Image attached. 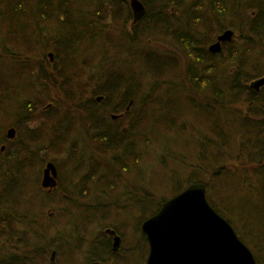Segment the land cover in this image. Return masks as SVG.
<instances>
[{"label": "trees", "instance_id": "1", "mask_svg": "<svg viewBox=\"0 0 264 264\" xmlns=\"http://www.w3.org/2000/svg\"><path fill=\"white\" fill-rule=\"evenodd\" d=\"M139 1L145 7V15L136 24H131L129 33L125 37H119L121 41L123 40L121 45L117 40L108 39L105 23L108 21L115 23V13L119 12L121 3L128 5L125 1L0 0V51L9 53L10 50H16L21 59H28L27 63L22 60L24 66L14 67L13 72L9 70L7 72L2 69L3 66H0V103H14L16 92L10 89L11 77H17L23 81L25 75L30 74L29 69L36 78L42 77L45 80V86H48V82L51 81L52 84H58L57 92L59 95L62 94L68 109L61 111L59 108L48 106L45 122L54 126L53 135L55 134L54 136L63 142L64 135L69 141L71 140L69 131L74 126L78 125L77 131L80 132V121L83 127L89 126L84 137L90 143L88 145L90 149L95 147L102 157L109 156V153L112 154L111 160L104 168L97 166L99 163L92 164L88 175L95 176V172L100 171V176L95 179L83 175L81 178L83 182L90 184L95 191L99 192V195H102L100 197L107 195L106 197L111 200L112 204L111 194L117 190L114 183L119 182V177L117 180V177L113 178V176L120 175L116 166L128 174L140 176L138 170L130 171V164H138L142 167L143 153L146 151V154H149L150 147L154 149L160 145V154L157 158L160 165L164 166L165 156L173 157L172 154L175 153L171 145H182V138L187 130L190 135H194L199 145L195 157V172L192 175L200 169L221 166V176H223L227 171V165L239 162L244 153L247 159L245 164L258 166V176L255 175L253 180L248 176H237L236 179L232 176L230 180L228 179L229 183H221L215 192L225 211L242 223L251 240H256L260 242L258 245L264 246V235L254 233L256 227L258 232V228L262 230L264 226V176H262L264 172V95L259 92L261 97L256 98L259 94L247 85L249 81L264 76L262 75L264 65L257 68L249 64L246 59L247 54L252 56L251 52L255 46V43L251 41L257 38L259 39L257 43L260 41L264 43V0ZM130 19L131 11L128 6L124 23H128ZM211 21H216L215 27L219 29L214 34ZM226 21L230 25L224 26L223 23ZM225 28L236 29L243 43L234 52L229 50V45L225 43L219 53L212 54L208 50L209 43L215 42L213 40L215 35L223 32ZM148 39L168 44V46L174 45V47L171 46L174 50L171 54H164V51L154 49H144L136 54L132 51V46L139 47ZM107 47L109 48L106 49V55L112 50L123 56L142 59L141 64L145 67L144 70L153 80L152 92L154 90L161 92L163 88L156 86L160 83L162 86L169 83L165 79L173 76L172 74L177 72L182 64L185 81L195 97L187 100L170 97L165 103L161 99H158L156 103L147 102L148 99L142 97L143 81L134 69L129 68V65H125L122 69H115L112 67V62L108 65L107 60L100 61L99 56L105 54L103 49ZM47 48L53 50L56 61L46 66ZM225 51L226 58L218 61ZM89 57H92V60H88ZM82 60L86 66L94 64L96 60L100 66L96 65L104 73L99 77L97 90L92 89L91 96L85 100L83 89L75 88L77 83L80 84L83 81V74L80 71ZM230 70L233 71L230 72ZM83 83L85 86L87 81L84 80ZM89 84L93 85L92 81ZM9 90V93H13L14 96L7 93ZM76 92L79 94L76 95ZM248 93L252 99V106L249 110L253 109V111L249 112L248 117H240L235 113L234 106L242 101L243 96L249 95ZM98 99H100L99 103H97ZM26 101L28 103L22 107L18 125L14 124L16 129L24 125L28 127L32 121L36 106L32 101ZM70 108L77 110V113L71 114ZM1 109L2 107H0L2 117L5 113L1 114ZM53 110L56 111L52 112ZM112 116L120 117L113 120ZM186 118H189L188 122L185 121ZM126 120L129 122L123 124L122 122ZM62 132L66 134L62 135ZM60 133L62 136L56 135ZM239 134L242 137L238 148L240 151L237 152L238 149L235 150L234 145ZM172 136H180V138L179 140L173 139ZM35 138L37 136L30 135L26 136L25 140L17 139V149L14 152L7 149L9 157L0 162V198L4 193L0 205L4 208L3 213H6L5 217H0L2 224L0 239H6L11 235L14 231L12 226H29L36 228L37 232L42 229L43 233H48L44 224L38 228L25 211L20 214L22 210L20 189L24 183L22 172L26 164L23 151H27V144ZM39 139L40 137L37 140ZM189 141L190 139L183 140V142ZM172 161L176 163L175 159ZM126 165H128V171ZM174 171L175 169L172 175L168 176L174 184L171 198L192 184L204 182L191 177L182 183ZM16 192H19L18 198ZM82 192L83 190L80 189L76 193L78 197L73 196L75 194L68 195L66 192L65 199L71 203L79 201L86 194ZM226 192L231 194L227 199L223 196ZM137 193L138 190H131L130 200L133 202L132 208L140 215V225H138L140 229L142 223L154 216L168 199L157 200L149 192L145 194L146 196ZM209 193L210 188L207 198L210 206L232 225L228 215L213 204V198L209 197ZM251 204H253L255 215L251 220L246 221L236 212L240 208H250ZM80 206L79 217L76 218L71 214L67 222L63 223V228L70 230L67 235L64 234L65 245L74 247V249L78 248L70 244V242H76L73 235L80 233L84 236L94 224L106 221L100 211L101 208H93L91 212H88L85 208L87 205L81 204ZM99 213L101 216L97 217ZM50 228L53 229V227ZM234 230L239 236L238 231ZM19 235L23 240L22 246L18 249L20 253L18 256L0 259V264H35L31 258L36 252L31 251L30 241L26 239L24 233ZM140 236L145 247L143 258L145 261L148 255V244L142 232ZM239 238L252 251L257 262L264 264V250L258 253L256 243H253L252 247L242 236ZM82 241L79 242L83 245L88 243L87 236ZM90 245H92L90 252L93 251L90 257L101 263L105 253L112 255L110 241L104 232L95 237ZM40 247L35 246V250H41ZM43 252L44 250L38 254Z\"/></svg>", "mask_w": 264, "mask_h": 264}, {"label": "rangeland", "instance_id": "2", "mask_svg": "<svg viewBox=\"0 0 264 264\" xmlns=\"http://www.w3.org/2000/svg\"><path fill=\"white\" fill-rule=\"evenodd\" d=\"M128 6L129 4L126 5L125 3H121L119 12L116 11L115 13V23H113V21H108L105 23V25L107 26L106 31L108 39L114 41L117 40L121 43V45L123 40L121 41L119 37H125V35L129 33V29L131 28L130 26L132 24V14L130 21H128V23H124ZM181 18H183V16ZM215 23L216 21H211L213 34L219 30L215 27ZM223 25L228 26L230 24L226 21V23H223ZM227 30L233 32L232 40L227 44L229 45V50L234 52L239 48L240 45H242L243 39H241V36L236 29L225 28L223 32ZM223 32H218L213 40H215L216 36L221 35ZM207 33L208 31L206 29V34ZM250 39L253 40L252 38ZM257 40L259 39L255 38L253 41H251L252 43H255V46L253 47V50L251 52L252 56H249L247 54L248 57H246V59L248 60L249 64H252V66L255 65L257 68H260L264 65V43H261V41L257 43ZM215 42H212L211 44L209 43V45L211 46ZM171 46L174 47V45ZM171 46H168V44H164L162 42L160 43L158 41L156 42L155 40L148 39L147 42H143L139 47L132 46L131 48L135 54L139 51H144V49H154L158 51H164V54H171L174 50V48ZM108 48L109 47L103 49L105 54L99 56L100 61L102 59H105L107 60L108 65H110V62H112V67H115V69H122L125 65H129V68L134 69V72L137 73L143 81L142 97L147 98V102L156 103L158 99H161L162 102L165 103L166 100L170 97H176L175 99L181 98L185 100L195 97L193 94H191L192 91L190 92L189 85L185 81L184 71L182 70L184 67L182 64H180L179 70L172 74L173 76H169L165 79L169 83H165L164 86H162V83H160L156 86L157 88H163L161 92H157L156 90L152 92L153 80L150 74L144 70L145 67L141 64L142 59L140 60V58L135 59L131 56H123V54L115 53L112 50L109 51V53L106 55V49ZM137 48L140 50H138ZM248 49L250 50L249 47ZM46 50L47 52L45 53V65L47 66V64L49 63L53 64L56 59L54 58V52L51 48H47ZM10 51L11 52L9 53L0 51V66H3L2 69H4L5 71L7 70V72L8 70L13 72L15 70L14 67L19 68L24 66L22 60L25 61V63H27L28 60L21 59L18 51ZM225 53L226 51L221 57L218 58V61H223L226 58ZM49 54H52V59H50ZM13 57H15L16 59H14ZM2 60L4 61L3 65ZM88 60H92V57H89ZM80 62L82 67V70L80 71L83 74V81L80 84L77 83L75 85V88L79 87L80 89H83L85 100V98L88 99L91 96L90 92L92 91V89L96 88L97 90L99 77L104 73H102V70L98 67L100 66V64H98L99 62H96V60L94 64H89L90 67L88 64V66H86V64L83 63V60ZM96 64H98V66ZM48 70H50V68H48ZM28 71L30 74L25 75V78L22 79L23 81H20L17 77L12 78L10 76L12 79V81L9 82L10 89L13 92H16V99L14 103H0V107H2L1 114L5 113L2 117L0 116V162L7 160V158L9 157L7 155V149H10L12 152L17 149V139L22 138L23 140H25L26 136H37V138H35L33 141L29 140L30 142L26 147L27 151H23V155L26 158V164L24 165V171L22 172L24 183H22L23 186L20 189V191H22V201L20 202L22 204V210L20 214L25 211L29 219H33V223L38 228L44 224V226H46L48 230V233H43L42 229L37 232L36 228H31L29 226H12L14 231L11 232V235L6 239H0L1 260H3L2 258H9V256H18V253H20L18 249L20 246H22L21 243L23 242L19 234L24 233L26 239L30 241L31 251L36 252L31 258V261L35 264H52L50 262L52 254L54 256V261L56 264H93L97 259L90 257L93 254V251L90 252V249L92 248V245H90V243H92L94 238L98 237L100 233L104 232L107 229H113L121 237V244L119 248L120 251L115 255L105 253V255H103L104 258H102L103 260H101L102 263L99 260L97 261L100 262V264H143L145 247L143 245V242H141V228H138V225H140V215L131 206L133 203L130 200L132 198L131 190H138L137 194L144 196H146L145 194L149 192L157 200L161 198L170 199L172 196L171 194L174 184L169 180L168 176L172 175L173 169H175L174 172L178 174L177 177L182 181V183H185V181L191 177L192 179L194 178L203 180V184H205L207 188V198L210 188L209 197L213 198V204L228 215L232 223L231 226H233L234 229L238 231L239 236H242L248 242V244L250 243L252 245V247L253 243H256V245L260 243L256 240H251L247 230L244 229L242 223L238 221L236 217H232L225 211V208L221 204L220 198L216 195L215 192V190L220 187L221 183H229L228 179L230 180L232 176H235V179L237 176H248L251 180L255 178V175L258 176V166H249L248 164H245L247 159H245L246 155L244 153L242 154V159L239 162L229 163L227 165V171L223 176H221V166H213L212 169H200L199 171H197V173H195V175H192L195 172V157L197 155L199 145L198 143H196L194 135H190L187 130L185 132V136L182 138V145H171L175 153L172 154L173 157L165 156L166 158L163 159L164 166L163 164L160 165V162L157 158V155L160 154L159 147H161V145L159 147H155L154 149L150 147L149 154H146V151L145 153H143L142 167L138 164H130V171L138 170L140 176H137L136 174H128V172L122 171L116 166L120 175L113 176V178L117 177V180L119 177V182H117L116 184L114 183L117 190H115V192L111 194L113 196L112 204L110 203L111 200L106 197L107 195H104V197H100L102 195H99V192L95 191L90 184H87L86 182H83V180H81L83 175L95 179L97 178V176H100V171L95 172V176L88 175L90 174L92 164L99 163L98 165H96L104 168V166H107V163H109V160H111L112 154L108 152L110 154L109 156L102 157L101 153L99 151L97 152L95 147H92L90 149V147L88 146L90 143L84 137L89 126L86 125L83 127L80 121V132L77 131L78 125L74 126L72 130H75L69 131L71 140L69 141L64 135L66 133L62 132V135H64L63 142L59 141L58 137L54 136L55 134L53 135L54 126L51 123L45 122V116L47 115L49 110L48 106L52 108H59L61 111H66L68 109L67 104L65 103L62 94L59 95V93L57 92V88L59 87L58 84H52L53 82L51 81L48 82V86H45V80L42 77L36 78L34 73L30 71V69ZM232 71L233 70H230V72ZM263 77L264 76H259L249 81L247 85L250 87L255 81ZM84 80L87 81V84L85 86L83 83ZM91 81L93 85L89 84L91 83ZM9 92L10 90L7 93ZM259 92H262L264 95V85L261 86L257 93L259 94ZM11 94V96H14L13 93ZM75 94L78 95L79 93L76 92ZM260 97L261 95L259 94L256 98ZM26 100L32 101L36 106L35 110L33 111V118L31 119L32 121L29 123L28 127L24 125L16 129L14 127V124L18 125L20 119L19 114H22V107L24 106V104L28 103V101ZM42 100H44L43 103ZM251 100L252 99L250 94L243 96L242 101L238 102L234 106L235 113L240 117H248L249 112L252 113L253 111V109L249 110V108L252 106ZM99 101L97 103H99ZM54 111L56 110H53L52 112ZM70 112L71 114H76L77 110L70 108ZM185 121L188 122L189 118H186ZM128 122L129 121L126 120L122 123L127 124ZM12 126L16 131V136L13 140H8L7 131ZM184 128L186 127L184 126ZM28 132L32 133L29 134ZM240 134L237 137V141L234 145L235 150L240 147L239 142L241 141L242 137ZM56 135L59 136L61 135V133ZM39 137L40 139L37 140ZM172 138L179 140L180 136H172ZM189 139V142H183V140L188 141ZM238 151H240V149H238L237 152ZM170 154L171 153H169V155ZM173 159L176 160V163L178 165L172 161ZM48 162H53L56 165L59 176V179L57 178V186H59L53 189L51 191L52 193L47 189H42L41 187L43 170ZM184 162L185 164H183ZM126 166L128 171V165ZM220 171L221 173L213 175ZM262 176H264V172ZM80 189L83 190V192H85L86 194L85 196H82L83 198L79 199V201H74L73 203H71L69 200L65 199L66 192L68 193V195L75 194L73 196L78 197V194L76 193ZM83 192L82 194H84ZM16 193L18 198L19 192ZM47 193L49 194L45 195ZM128 194L130 195L129 198ZM230 195V192H226L223 194L226 199L229 198ZM2 198H4V193L2 194ZM2 198H0V200ZM104 201H109V203H105ZM81 204L87 205L85 208L88 212H91L93 208H101L100 211H102L103 218L106 221L103 223L97 222L96 224H94L91 230L84 236L80 235V233H78L76 236L73 235V238H75L74 240H76V242H70V244L78 248L74 249V247L71 248L68 247V245H65L64 234L66 233L67 235L70 230L63 228V223L67 222L68 217L71 214L76 218L79 217V215L81 214ZM251 205V207L248 205L250 208L247 209H238L236 213L240 214V216L242 218H245L246 221L251 220V218H253L255 215L253 204ZM230 207L232 208L231 205ZM234 208L237 210L236 206ZM106 211L110 212L106 213ZM3 212L4 208H2L0 205V217H5L6 213ZM7 214H9V212H7ZM100 216L101 214L99 213L97 217ZM50 227H53V229H51ZM256 228L254 229L255 234L264 235V226H262V230L261 228H258V232L256 231ZM1 229L2 224L0 222V231ZM86 236L88 243H85L83 245L81 242H83L82 239ZM47 243H50L51 245L47 246ZM34 245L37 247L41 246V250L36 251ZM263 247L264 246L258 245L257 252L259 253L260 251L264 250ZM43 250V253L38 254V252H42Z\"/></svg>", "mask_w": 264, "mask_h": 264}, {"label": "water", "instance_id": "3", "mask_svg": "<svg viewBox=\"0 0 264 264\" xmlns=\"http://www.w3.org/2000/svg\"><path fill=\"white\" fill-rule=\"evenodd\" d=\"M123 1L128 2L132 23L136 24L145 15L144 5L139 0ZM232 36L230 30L218 35L209 52L219 53L221 44L229 43ZM49 57L52 59V54ZM263 85L264 77L250 88L258 91ZM117 117L120 116L112 119ZM15 136V129L10 128L7 139L13 140ZM57 178L56 166L48 162L43 170L42 189L51 192L57 187ZM141 232L148 244L143 264H259L231 224L210 206L203 183L192 184L165 201L154 216L142 223ZM119 247L120 238L115 235L113 252Z\"/></svg>", "mask_w": 264, "mask_h": 264}, {"label": "flooded vegetation", "instance_id": "4", "mask_svg": "<svg viewBox=\"0 0 264 264\" xmlns=\"http://www.w3.org/2000/svg\"><path fill=\"white\" fill-rule=\"evenodd\" d=\"M216 39H217V36H216ZM216 39H215V40H216ZM223 44H225V43H222V45H223ZM253 90H254V89H253ZM254 91H255V92H258L259 90H258V91L254 90ZM107 230H110V232H109L108 234L106 233ZM107 230L104 231V235H105V236L108 238V240L110 241L111 252H112L113 255H115L116 253H118V252L120 251V249H119L117 252H113L112 245H113V242H114V237H115V235H116L117 237L120 238V244H121V237H120V235H118V233H117L115 230H113V229H107ZM111 231H113L115 234H114L113 232H111ZM119 248H120V247H119ZM54 254H55V252H54ZM52 259H53V260H52ZM50 262H51L52 264H56L55 261H54V256H53V254H52V256H51ZM144 262H145V261H144ZM94 263H95V264H100V262H98V261H95ZM94 263H93V264H94Z\"/></svg>", "mask_w": 264, "mask_h": 264}, {"label": "bare ground", "instance_id": "5", "mask_svg": "<svg viewBox=\"0 0 264 264\" xmlns=\"http://www.w3.org/2000/svg\"><path fill=\"white\" fill-rule=\"evenodd\" d=\"M141 2V1H140ZM142 3V2H141ZM143 4V3H142Z\"/></svg>", "mask_w": 264, "mask_h": 264}]
</instances>
